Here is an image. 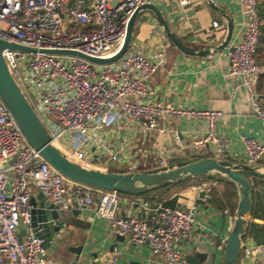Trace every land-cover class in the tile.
I'll return each instance as SVG.
<instances>
[{
  "label": "built area",
  "instance_id": "obj_1",
  "mask_svg": "<svg viewBox=\"0 0 264 264\" xmlns=\"http://www.w3.org/2000/svg\"><path fill=\"white\" fill-rule=\"evenodd\" d=\"M239 1L247 26L228 54V75L239 78L251 90L252 109L264 121V93L259 94L255 87L264 72L256 56L261 33L258 0ZM147 2L0 0V41L6 44L1 52L12 78L44 125L51 143L62 142L63 154L85 167L107 157L125 161L128 172L141 171L144 163L136 159L127 142L115 144L111 140H127L124 132L134 137L138 129L163 132L159 121L172 115L207 120L206 132L185 145L190 159H227L228 140L217 131L223 112L178 109L154 100L149 80L165 64L162 53L153 59L130 43L119 60L108 64L71 53H52L58 50L93 58L114 56L126 40L131 17ZM179 2L186 6L191 0ZM173 140L181 142L182 134L175 131ZM242 140L246 150L243 162L261 164L264 145L250 137ZM166 153L164 147L155 151L156 168L171 165ZM33 189L59 205L67 195H73L80 208L94 209L134 248L148 245L153 254L163 256V264H190L180 245L197 222L196 202L188 207H172L164 201L147 199L138 205L151 216L118 215L120 193L76 182L53 167L26 137L0 95V264H57L49 256L44 239L32 227ZM193 190L209 194L212 188L203 182ZM95 192L100 194L98 201ZM259 247L264 254V243ZM251 252V248L244 247L242 255ZM119 253L114 248L102 258L114 263Z\"/></svg>",
  "mask_w": 264,
  "mask_h": 264
},
{
  "label": "crops",
  "instance_id": "obj_2",
  "mask_svg": "<svg viewBox=\"0 0 264 264\" xmlns=\"http://www.w3.org/2000/svg\"><path fill=\"white\" fill-rule=\"evenodd\" d=\"M213 1L234 21L230 45L234 46L247 26L242 4L239 0ZM147 3L159 10L175 35L192 49L200 51L209 46H216L227 35L226 18L212 9L206 0H191L186 6L181 5L179 0H148ZM215 22L218 26L214 25ZM131 41L132 46H136L153 59L159 53L165 56V64L149 80V86L155 92V101L178 109L223 112L217 122V131L228 140L227 159L233 162L245 160L246 150L242 140L244 136L254 138L264 145V121L257 117L252 109L251 90L239 78L228 75L231 65L228 56L230 47L215 54H185L170 44L162 23L150 9L142 10L138 14ZM262 46L264 47V42ZM259 57V62L264 65V51ZM262 75L264 72L255 85L259 94L264 93V89L261 90L264 88ZM159 128L164 131L154 130L146 133L138 129L134 137L131 132H124V138L127 140L111 141L115 144L127 142L131 152H135L136 159L144 163L141 168L154 169L157 167L158 157L155 151L158 148L164 147L167 150L166 157L170 164L190 159V150L184 149L185 145L206 132L207 120L192 116H165L159 121ZM175 131L182 134L181 142L173 140ZM105 159L109 160L106 163L107 168L99 169L97 163L90 168L110 172L128 171L125 161L110 160L107 157ZM261 164L264 165V160ZM203 182L215 188L218 196L223 198L226 189L223 182L203 180L193 182L191 186L180 190L170 188L139 196L120 194L117 214L148 216L150 212H143L138 205L147 199L164 201L167 205L169 201L176 200L172 207H188L196 202L199 205L197 222L182 241L180 250L186 258L190 255L196 257L198 264H223L227 240L234 224L233 208L225 200V208L220 207L211 192L208 195L213 198L212 201L200 198L193 187ZM252 182L255 189V206L244 243V247L251 248L252 252L242 255L240 264H264V254L259 247L264 243V178L256 177ZM39 193L33 189L34 197L37 198ZM95 195L98 201L99 192H95ZM238 199L236 198V201ZM37 202L41 204L38 199ZM232 203H235V198ZM60 205L64 209L66 222L50 245L46 246L49 256L54 258L57 264L94 260V254H98V262L109 264H163V256L153 254L148 245L134 248L127 237L116 234L109 221L98 217L94 209L80 208L73 195H67ZM114 248L120 252L118 260L114 263L110 258L104 260L103 255L110 253Z\"/></svg>",
  "mask_w": 264,
  "mask_h": 264
},
{
  "label": "water",
  "instance_id": "obj_3",
  "mask_svg": "<svg viewBox=\"0 0 264 264\" xmlns=\"http://www.w3.org/2000/svg\"><path fill=\"white\" fill-rule=\"evenodd\" d=\"M206 2L212 9L226 18L228 32L225 39L220 44L209 46L204 50L197 51L186 46L170 29L168 22L159 10L154 5L147 3L140 6L131 17L126 40L122 48L114 56L109 58H93L81 53L58 50L52 51V53L76 54L98 64L115 62L119 60L128 49L132 40L137 16L145 9H150L156 14L164 27L170 44L176 46L185 54H215L228 47L233 50L234 46H230L234 32L233 19L213 0H206ZM5 45L4 42L0 41V95L9 106L26 137L34 147L40 150L43 157L51 163L53 167L69 179L76 182L97 189L114 190L129 195H143L150 191L191 179H214L225 177L237 187L239 199L236 217L225 248L223 264H240L243 248L245 246L246 233L255 206L254 185L252 179L254 177L264 178V165L233 162L229 159L204 158L182 160L171 164L168 167L143 171L110 172L85 167L72 161L51 143L44 125L12 78L1 52V48ZM11 46L16 49L29 50L22 46ZM199 196L200 198H205L209 201L213 200V198L207 194L206 190H201ZM37 199L41 201V204H38ZM32 205V227L34 231L44 239L45 246H49L66 222L64 209L42 192L38 194L37 198L34 196L32 197ZM25 233L26 231L23 230L22 234L25 235ZM93 257L95 258L94 260L87 259L81 262L77 261L75 264H109L98 262L96 260L98 254H94ZM187 260L190 264H198L196 257L194 256H187ZM132 264L138 263L133 262Z\"/></svg>",
  "mask_w": 264,
  "mask_h": 264
},
{
  "label": "trees",
  "instance_id": "obj_4",
  "mask_svg": "<svg viewBox=\"0 0 264 264\" xmlns=\"http://www.w3.org/2000/svg\"><path fill=\"white\" fill-rule=\"evenodd\" d=\"M258 6H259L260 21H261V33H260V38H259L258 47H257V55H256L257 59H258L259 55L264 51V47L262 46V44L264 42V0H258ZM262 78L264 80V75H262ZM262 89H264V88H261V90ZM112 172H121V171H112ZM123 172H128V171H123ZM203 180H218L219 182H223L226 185V189L223 192V198H220L218 196V192L215 188H212L211 195L214 198V201H216L220 205V207L225 208L224 200H225V202H228L231 205V207L233 208V213H234L233 215H234V220H235L236 210H237V206H238V201H236V198L237 199L239 198L238 197V190H237V187L231 181L227 180L225 177L214 178V179H207V178H205V179H191V180L182 181L179 183H174V184H171V185L164 187V188L184 187L186 184H188L190 182L193 183V182H199V181H203ZM160 189H162V188H160ZM157 190L158 189L150 191L148 193H151V192H154ZM254 192H255V189H254ZM148 193H145L143 195H146ZM120 194H123V193H120ZM124 195H129V194H124ZM134 196H139V195H134ZM234 198H235V203H232ZM168 204L171 206H174L176 204V200L169 201ZM250 224H251V222H250ZM250 224L248 226L246 237L248 235Z\"/></svg>",
  "mask_w": 264,
  "mask_h": 264
},
{
  "label": "rangeland",
  "instance_id": "obj_5",
  "mask_svg": "<svg viewBox=\"0 0 264 264\" xmlns=\"http://www.w3.org/2000/svg\"><path fill=\"white\" fill-rule=\"evenodd\" d=\"M56 145V147L61 151V152H64V150H65V146H64V144L62 143V142H60V143H56L55 144ZM199 158V157H198ZM109 160H107V159H103L101 162H99V163H97V167L99 168V169H104V168H107L106 167V163L108 162ZM80 163H82V162H80ZM140 170L141 171H143V169L142 168H140ZM256 179V177H254L253 179H252V181H254ZM191 182L190 183H188V184H186L184 187H175V190H180V189H182V188H185V187H189V186H191ZM171 188V187H170ZM170 188H162V189H158L157 191H154V192H159V191H164V190H167V189H170ZM246 239V238H245Z\"/></svg>",
  "mask_w": 264,
  "mask_h": 264
}]
</instances>
